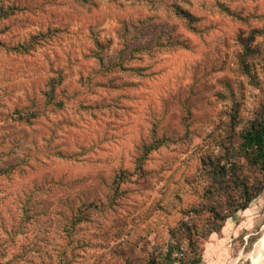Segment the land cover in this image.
<instances>
[{
  "label": "rangeland",
  "instance_id": "1",
  "mask_svg": "<svg viewBox=\"0 0 264 264\" xmlns=\"http://www.w3.org/2000/svg\"><path fill=\"white\" fill-rule=\"evenodd\" d=\"M258 126L264 0H0V264H253Z\"/></svg>",
  "mask_w": 264,
  "mask_h": 264
},
{
  "label": "trees",
  "instance_id": "2",
  "mask_svg": "<svg viewBox=\"0 0 264 264\" xmlns=\"http://www.w3.org/2000/svg\"><path fill=\"white\" fill-rule=\"evenodd\" d=\"M29 50L30 46L27 47L24 52H28ZM243 147L245 150H250L253 153L254 161L264 170V126L249 128L244 135ZM245 194H248V189H245ZM247 200L250 201L251 198L248 197ZM169 255H173L172 250L169 251ZM175 259L177 258L175 257L174 261Z\"/></svg>",
  "mask_w": 264,
  "mask_h": 264
},
{
  "label": "bare ground",
  "instance_id": "3",
  "mask_svg": "<svg viewBox=\"0 0 264 264\" xmlns=\"http://www.w3.org/2000/svg\"><path fill=\"white\" fill-rule=\"evenodd\" d=\"M258 255L254 258L253 264H263L264 263V236L259 242V247L257 248Z\"/></svg>",
  "mask_w": 264,
  "mask_h": 264
},
{
  "label": "built area",
  "instance_id": "4",
  "mask_svg": "<svg viewBox=\"0 0 264 264\" xmlns=\"http://www.w3.org/2000/svg\"><path fill=\"white\" fill-rule=\"evenodd\" d=\"M181 256H182V254H176V258L177 259H175V261L173 262V264H179V261L181 259Z\"/></svg>",
  "mask_w": 264,
  "mask_h": 264
}]
</instances>
